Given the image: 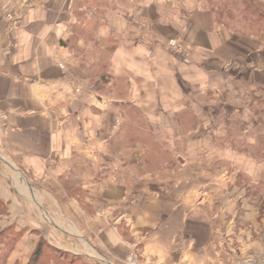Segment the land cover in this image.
I'll list each match as a JSON object with an SVG mask.
<instances>
[{
  "label": "crops",
  "instance_id": "obj_1",
  "mask_svg": "<svg viewBox=\"0 0 264 264\" xmlns=\"http://www.w3.org/2000/svg\"><path fill=\"white\" fill-rule=\"evenodd\" d=\"M13 11L17 18L9 30L5 15ZM217 17L208 0H0V200H39L47 213L64 216L78 200L91 206L87 202L97 198L113 199V178L105 175H112L111 165L103 166L96 157L114 161L102 151L114 152L120 145L117 137L134 119L151 127L138 136H163L172 145L162 156L167 158L166 168L177 174L175 180L184 168L178 166L180 150L174 138L186 153L204 150L208 142L226 154L222 145L228 136L218 127L226 121V111L212 116L214 95L226 91L230 82L240 90L261 87L263 82L255 78L262 75L246 56L218 57L228 48L217 40ZM171 38L194 49L189 61L165 48ZM61 62L63 71L57 66ZM246 118L251 122L241 123V130L231 136H252L245 144L257 148L264 135L256 136L259 114ZM122 145L148 153L140 143ZM13 174L14 190L7 192L4 179L12 182ZM120 194L129 202L123 213L134 240L167 247L156 254L154 264L229 263L226 249L220 258L212 256L219 242L209 214L203 217L192 210L186 241L179 226L171 223L181 218L179 206L159 209L154 218L158 222L143 226L131 204L139 196ZM22 209L14 208L12 215L25 216ZM103 226L107 227L102 232H118L111 220ZM168 231L174 233L171 246L160 239ZM22 241L23 237L17 245Z\"/></svg>",
  "mask_w": 264,
  "mask_h": 264
},
{
  "label": "rangeland",
  "instance_id": "obj_2",
  "mask_svg": "<svg viewBox=\"0 0 264 264\" xmlns=\"http://www.w3.org/2000/svg\"><path fill=\"white\" fill-rule=\"evenodd\" d=\"M208 2L218 16L217 24L214 23L217 37H220L217 40L226 42L228 48L220 52L218 57L232 60L246 56L245 59L253 63L255 70L262 75L259 78L256 75L255 78L263 82L261 87L255 89L241 88L244 91L230 82L229 85L226 84V91L219 96L214 95L212 116L216 111H226V121L218 123L220 131H226L224 134L228 136L227 143L222 145L227 148L226 154L220 147L207 145L208 142L204 145V150L195 154L186 153V147L179 142V138H174V145L180 150V154L177 153L178 166L184 168L182 175H179L181 178L175 180L177 174L166 168L163 160L167 158L162 156L172 145L163 136H138L136 133H145L148 122L140 123L135 119L128 121L123 137H117L120 140L117 139L116 142L120 145H117L115 151H102L114 161L110 163L96 157L103 166L111 165L112 175H105L113 178L111 188L116 195L113 199L97 198L91 203L87 202L91 206L78 200V205L70 207L68 215L64 216L47 213L39 200L28 203L23 200L21 204L24 207L19 201L10 200L8 206L0 200V254L2 259L6 257L3 264H31L34 250L40 241L48 244L49 249L45 250L49 252L45 251L37 264H154L152 261H155L156 254L167 247H155L151 241L143 243L134 240L129 232L131 222L123 213L128 201L121 194L119 197V192H126L132 197L136 194L139 196L131 204L143 226L147 224L153 227L155 213L159 209H166L172 204L179 206L181 218L179 222L171 223L179 226V231L183 234L181 239L186 241L189 237L184 231L187 230L188 233L190 213L194 211L203 217L209 214L207 218L212 220L213 227L217 226L218 230L216 239L219 244L212 249L213 258H220L221 250L226 249L228 264H264V135L260 137V144H256L257 148L245 144L252 140V136H247L244 140L231 136L234 130H241L244 126L241 123L251 122L246 117L258 118V114L261 125H255L260 130L256 131V136L264 134V25H261L264 21V0ZM16 18L17 13L14 11L5 15L9 30L13 29ZM169 40L165 42V48L175 54L168 47ZM189 49L184 50L187 57L178 56L189 61L194 55V49L191 46ZM57 66L61 71L65 70L63 62L57 63ZM259 98V103H256ZM184 124L189 126L187 120ZM158 140L161 141L158 143ZM123 143H140L146 146L148 153L124 147ZM190 160L195 161L190 164ZM221 161L226 162L220 164ZM140 162L146 167H141ZM14 173L19 172L15 170ZM184 174L188 178H184ZM14 177L13 174L12 182L11 178L5 177V191L14 190L17 180ZM19 207L23 208L25 216L12 215L14 208ZM109 220L117 225L118 232L115 236L114 231L110 234L102 232V228L107 227L103 223ZM147 233L144 232V235ZM209 233L208 241L212 239V234ZM173 234L172 231L164 232L160 239L165 245L170 241L171 246ZM202 234L203 232L198 233L200 236ZM118 236L124 241L122 245L117 243ZM22 237V244L17 245ZM259 239L262 242L260 253L255 251ZM12 254L15 255L14 258Z\"/></svg>",
  "mask_w": 264,
  "mask_h": 264
},
{
  "label": "trees",
  "instance_id": "obj_3",
  "mask_svg": "<svg viewBox=\"0 0 264 264\" xmlns=\"http://www.w3.org/2000/svg\"><path fill=\"white\" fill-rule=\"evenodd\" d=\"M259 21H261L259 19ZM257 21V22H259ZM261 25H264V21L261 22ZM263 32H264V28H262ZM48 244L46 242L40 241L37 245V247L34 250V254H33V259H32V263L31 264H37L38 262H40L39 260H41V257L43 256L42 254L45 253V251H47L49 248L47 246ZM47 248V250H45ZM49 252V251H47ZM2 254H0V263H5L4 260L6 259V257L4 259L1 258ZM52 257V255H51Z\"/></svg>",
  "mask_w": 264,
  "mask_h": 264
},
{
  "label": "built area",
  "instance_id": "obj_4",
  "mask_svg": "<svg viewBox=\"0 0 264 264\" xmlns=\"http://www.w3.org/2000/svg\"><path fill=\"white\" fill-rule=\"evenodd\" d=\"M10 19H12L13 17H9ZM168 47L169 49H171V51H173L176 55H182L184 57H187L188 55H186L185 51L186 49H189V45L185 44L177 39H170L168 41ZM190 50V49H189ZM61 68H63L62 65H60Z\"/></svg>",
  "mask_w": 264,
  "mask_h": 264
}]
</instances>
